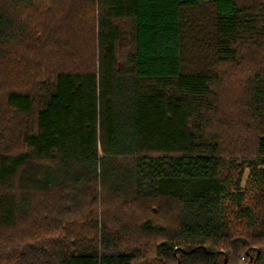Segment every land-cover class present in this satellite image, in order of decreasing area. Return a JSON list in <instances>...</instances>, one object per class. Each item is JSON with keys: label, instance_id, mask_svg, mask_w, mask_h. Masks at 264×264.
Returning a JSON list of instances; mask_svg holds the SVG:
<instances>
[{"label": "trees", "instance_id": "16d2710c", "mask_svg": "<svg viewBox=\"0 0 264 264\" xmlns=\"http://www.w3.org/2000/svg\"><path fill=\"white\" fill-rule=\"evenodd\" d=\"M0 264H264V0H0Z\"/></svg>", "mask_w": 264, "mask_h": 264}, {"label": "rangeland", "instance_id": "374dc122", "mask_svg": "<svg viewBox=\"0 0 264 264\" xmlns=\"http://www.w3.org/2000/svg\"><path fill=\"white\" fill-rule=\"evenodd\" d=\"M248 175H249V170L247 169L244 175V183L246 182Z\"/></svg>", "mask_w": 264, "mask_h": 264}]
</instances>
